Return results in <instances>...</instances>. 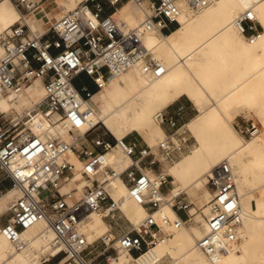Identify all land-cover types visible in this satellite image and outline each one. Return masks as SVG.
<instances>
[{
  "label": "built area",
  "instance_id": "built-area-1",
  "mask_svg": "<svg viewBox=\"0 0 264 264\" xmlns=\"http://www.w3.org/2000/svg\"><path fill=\"white\" fill-rule=\"evenodd\" d=\"M45 1L14 0L17 7L27 12ZM132 1L142 14L133 27L123 26L113 16L122 0H84L49 23L41 33L30 30L18 9L21 17L0 33V97L21 90L34 78L41 79L44 88L42 100L32 107L13 116L0 111V172L10 181L9 188L20 192L0 214V231L17 245L22 230L40 219L46 220L54 232L51 246L59 248L49 258H58L57 264L63 258L61 264H101L114 258L112 247L137 255L168 233L162 230L153 211L159 209L163 200V187L171 183L164 166L192 147L178 122L182 106L175 113L160 111L158 120L168 126L169 132L151 146L108 137L106 130L91 136L101 124L91 121L92 110L83 108L82 103L105 85L110 74L133 65L143 66L153 76L161 75L165 68L144 45V35L151 30L166 33L178 25L181 2L198 11L213 0ZM234 25L247 39L259 36L261 26L250 10L241 12ZM80 74L86 76L93 89L87 83L74 84ZM38 113L51 123L67 124L68 138H43L31 132L30 125H41ZM86 124L88 129L80 131ZM259 131L258 123L253 121L240 129L249 139ZM115 149L129 158L128 165L121 170L108 161ZM71 154L79 160V167L70 159ZM146 167L155 170L157 179L149 176ZM76 171L84 180L81 193L75 195L73 187L61 192L60 187ZM206 176L213 194L206 212L202 211L207 231L196 240V246L210 255L225 252L238 239L242 209L228 161L213 166ZM115 177L124 181L129 195L139 198L148 213L139 227L132 226L116 237L114 248L111 232L119 214V199L113 196ZM5 191L0 190V195ZM180 195L175 194L170 201L178 216L171 219L162 214V223L179 227L193 222L189 202ZM93 212L110 223V230L88 242L80 228ZM93 250L97 253L91 254Z\"/></svg>",
  "mask_w": 264,
  "mask_h": 264
},
{
  "label": "bare ground",
  "instance_id": "bare-ground-1",
  "mask_svg": "<svg viewBox=\"0 0 264 264\" xmlns=\"http://www.w3.org/2000/svg\"><path fill=\"white\" fill-rule=\"evenodd\" d=\"M80 1L57 0L65 12ZM132 3L128 0L117 7L118 20L126 27L136 25L142 17V14L139 18V14L132 12ZM180 5L181 13L174 29L167 34L151 30L143 37V43L146 42V47L162 63L165 71L153 76L143 66L133 65L120 73L110 74L105 85L93 91L82 103L83 108H91V121L100 123L114 138L122 139L127 133L142 130L151 138L146 142L151 146L158 142L159 136H165L157 117L162 107L185 95L198 111L184 124L195 138L196 145L164 169L174 184L171 190L162 194L163 203L159 209L153 211L162 230L167 233L171 228L172 232L167 233L169 236L159 237L137 255L117 247L119 255L105 264H155L168 252L176 255V264H264V133L260 131L245 140L232 124L234 111L248 109L254 111L264 125V0H213L198 11L183 2ZM40 9L41 6L23 15L34 33L43 32L37 28L39 22L36 19L45 16L37 12ZM245 10H250L262 27L259 36L252 40L234 25V19ZM16 16L20 18L21 13L13 7L12 1L0 0L1 32L13 24ZM43 96V83L34 78L21 90L1 96L0 111L10 112L19 104L37 102ZM57 123L62 126L60 131L68 134L69 126ZM31 126V132L37 134L36 126ZM44 127L43 134L38 135L43 138L58 136L53 135L55 128L51 124ZM87 129L86 124L80 131ZM45 131L49 135H44ZM70 159L80 166L74 154ZM108 161L113 168L121 170L128 165L129 158L115 149L108 155ZM222 161L229 162L234 174L242 221L238 239L225 252L207 255L196 246V240L207 231L202 211L199 214L203 223L196 218L197 208L203 207L206 212L207 202L213 194L206 184V175ZM145 171L152 179H157L155 170L146 167ZM201 182L208 189L207 198L202 199L203 205L194 212L189 207V212L194 222L203 226L202 232L162 223V214L171 219L178 216L170 205L172 197L182 191L194 193ZM68 184V189L75 188V195H79L84 180L76 171ZM64 186L60 187L61 191ZM113 186V196L119 199V216L124 215L131 226L139 227L148 213L146 207L139 198L129 195L127 185L120 177L113 179ZM19 194V190L11 187L0 195V214ZM202 195L204 197L206 191ZM80 229L90 242L109 232L110 223L93 212ZM19 238L20 243L16 245L0 231V264H41L45 258L41 263L36 258V246L49 249L47 258L59 250L51 246L54 232L44 219L22 230ZM114 244L116 246L115 241ZM63 262L64 258L58 264Z\"/></svg>",
  "mask_w": 264,
  "mask_h": 264
},
{
  "label": "rangeland",
  "instance_id": "rangeland-1",
  "mask_svg": "<svg viewBox=\"0 0 264 264\" xmlns=\"http://www.w3.org/2000/svg\"><path fill=\"white\" fill-rule=\"evenodd\" d=\"M12 1V5H13V7H16L17 9H19L20 11H21V13H23V14H26L27 13V11L25 10V9H23V8H21V7H17L16 5H15V2H14V0H11ZM50 2V5H49V8L50 9H53V10H56V9H58L57 7H56V4H55V0H46L45 2ZM57 1V0H56ZM83 1V0H82ZM128 0H122V4L123 3H125V2H127ZM81 2V1H80ZM121 4V5H122ZM121 5L119 6V7H121ZM59 7L62 9V12H65L64 11V8L63 7H61L60 5H59ZM118 7V8H119ZM117 8V9H118ZM48 9V8H47ZM117 9L115 10V11H113V16L116 18V19H118L119 18V14L117 13ZM131 9H132V12H136L137 14H139V18L141 17V13H140V11L137 9V7H135L134 5H133V3L131 4ZM19 18V16H16L15 17V20L12 22V23H14L17 19ZM55 19L53 18V19H51V20H48V19H45V22L43 23V25H42V30L44 31L45 29H46V27L48 26V24L49 23H51V22H53ZM140 20V19H139ZM131 26H135V25H131ZM131 26H127V27H131ZM258 26H259V23H258ZM126 27V26H125ZM175 27V26H174ZM261 29H260V31L262 30V27H260ZM172 29V28H171ZM1 32V31H0ZM38 32H41V31H38ZM144 45L145 46H147V44H146V42H144ZM149 49V48H148ZM150 50V49H149ZM88 81L86 80V76L84 75V74H80L75 80H74V84L75 85H77V86H80L81 84H83V83H87ZM87 84H89V86L90 87H92V84L91 83H87ZM95 91V90H94ZM98 92H100V91H98ZM43 98V97H42ZM40 100H42V99H40ZM40 100H38L37 102H32V103H27V104H19V105H17V106H15L14 107V109H12V111H10V112H4V113H7V114H9L10 116H13V115H15L17 112L18 113H20V112H22L23 111V109H26V108H29V107H32L34 104H36V103H38ZM100 103L99 102H97V105H99ZM182 105H184V111H183V106ZM179 106H182V110L181 111H179L180 113L179 114H181L182 113V115L184 116V119H182L179 123H180V125H182V127H181V131H183L187 136H189V138H190V140H191V143H192V147H191V150H192V148L196 145V140H195V138L193 137V135H192V133L188 130V128L184 125L185 124V122L186 121H188L190 118H192L193 116H195L197 113H198V111H197V109H196V107H195V105L193 104V102L191 101V100H189L185 95H182V96H180L179 98H177L176 100H174L173 102H171V103H169V104H167L166 106H164V107H162L161 109H160V111L162 112V113H169V112H173V111H178L177 109H178V107ZM232 115H233V119H232V124H233V126H234V128L236 129V131L242 136V137H244L243 135H242V133L240 132V129L243 127V126H245L248 122H250V121H253V122H256V123H258V125H259V127H260V133H264V125H262V122H261V120H260V118L255 114V112L254 111H252V110H248V109H241V110H238V111H234L233 113H232ZM43 114L42 113H38L37 114V118L39 119V121H40V126L39 127H36V128H34V130H35V132L37 133V134H43V132H44V126L46 125V124H51L52 126H54V128H55V133L53 134V135H56V134H58V135H61V137L62 138H64V139H67L68 138V134H66V133H62L61 131H60V129L62 128V126L60 125V124H58L57 122H55V123H50L46 118H43ZM179 116V115H178ZM163 125H161V127H162ZM30 127H32L31 125H30ZM163 129V128H162ZM105 128L101 125V126H99L96 130H94L93 132H91L90 133V135L92 136V135H94L95 133H104L105 132ZM107 131V130H106ZM164 131V130H163ZM139 133L140 135H138L137 133ZM136 132H131V133H127L126 135H125V137L124 138H127L128 140H131V141H134V142H138L139 144H143V143H146L145 141H144V139L143 138H147V140H150L151 138L149 137V136H147L146 134H145V132L144 131H142V130H138V131H136ZM165 133V132H164ZM44 135H49V133L48 132H46L45 131V134ZM106 135L108 136V137H112V138H114L108 131L106 132ZM52 136V135H51ZM143 137V138H142ZM161 137L163 138L164 137V135H161V136H159L158 138H160L161 139ZM244 139L245 140H247V139H249V138H246V137H244ZM188 152H190V151H188ZM188 152H186V153H188ZM186 153H184V154H186ZM183 154V155H184ZM183 155H181L180 157H182ZM179 157V158H180ZM178 158V159H179ZM173 163V162H172ZM172 163H168V164H166L165 166H164V168H166L167 166H169V165H171ZM209 173V172H208ZM75 177H77V176H75ZM168 180L170 181L171 179H170V177H168ZM172 184H174V182H171L170 184H167L166 186H164L163 187V189H162V191H163V194H165L170 188H172L173 187V185ZM204 184V182H201L199 185L200 186H202ZM64 185H66V186H64L63 188H62V190L63 191H61V192H65V190L66 189H68V187H69V184L68 183H65ZM79 187L81 186V182H80V184L78 185ZM209 188H210V186L209 185H207ZM71 188V187H70ZM69 188V189H70ZM210 190H211V188H210ZM206 191V195L205 196H207V192H208V189H207V187L204 185L203 186V188L201 189V192H202V194H203V192H205ZM212 191V190H211ZM204 196V197H205ZM180 197L181 198H183V200H185L186 202H189V206H188V209H189V207H191V206H193V209H196L197 208V203L196 202H191V199H190V197L185 193V191H182L181 192V195H180ZM200 202V201H199ZM163 203V202H162ZM161 203V204H162ZM201 211H203L204 212V210H203V207L202 208H197V212H198V214L196 215V218L198 219V220H200V222L201 223H203V220H201V214H199V213H201ZM193 212H194V210H193ZM180 214H181V212H180ZM191 217H192V220H193V215H191ZM197 224H199V222L197 223V222H194V220H193V222H191V223H189L188 225H185V226H187V227H185L184 225H182V226H179V227H176V228H182V229H187V230H189V231H192L193 229H197V230H200V232H202V228H203V226L202 225H197ZM190 225H191V227H190ZM132 226H131V223L126 219V217L124 216V215H122L121 217L119 216V214H118V216L116 217V220H115V224H113V230H112V234L114 235V240L112 241V243L115 241V239H116V237L120 234V233H122L123 231H126V230H129L130 228H131ZM167 232L168 233H171L172 232V229L170 228V231H169V229H167ZM111 234V235H112ZM113 235H112V237H113ZM166 236H169V234H167ZM197 238V237H196ZM114 246V248H115V244L113 245ZM36 254H37V256H36V258L40 261V263H41V259L42 258H47V256L49 255V253H48V251H49V249L48 248H46V249H44V248H40L39 246H36ZM111 253H112V255L114 256V258L115 257H117L118 255H119V250L117 251V250H115V249H113V247L111 248ZM97 252L95 251V250H93L92 252H91V254H96ZM58 258H55V263L57 264V260ZM109 261H111V259L110 260H108L107 262H104V263H101V264H105V263H108ZM178 262V260L176 259V255H174L173 253H171V252H168L163 258H161L159 261H157L155 264H170V263H173V264H176ZM43 264H45V263H43ZM131 264V263H130Z\"/></svg>",
  "mask_w": 264,
  "mask_h": 264
},
{
  "label": "crops",
  "instance_id": "crops-1",
  "mask_svg": "<svg viewBox=\"0 0 264 264\" xmlns=\"http://www.w3.org/2000/svg\"><path fill=\"white\" fill-rule=\"evenodd\" d=\"M55 4H56V7L58 8L56 10H53V9H50L49 8L50 2H48V1L47 2H44L41 5V9L39 11H37V12L42 13V14L44 13L45 16L41 15V16H39L38 19H36L39 22V27H37L38 29H42V25L45 22V19H48V20H51L53 18L55 19V18L59 17L62 13H64V12H62V9L59 7V4H58V2L56 0H55ZM90 88L93 89V86L90 87ZM182 106H183V111H184V105H182ZM169 113H175V111L169 112ZM182 119H184V116L181 113L178 116V121L180 122ZM162 128H163V130H164L165 133L169 132L168 126L163 125ZM137 134L140 135L139 133H137ZM143 139H144L145 142H148L149 141V140H147V138H143ZM171 182H172V180H171ZM10 185H11L10 181L7 178H5L4 175L0 172V190L1 191H5V190H7L10 187ZM170 190H171V188H170ZM185 193L190 197L191 202H196L197 203V207L202 206L203 205V203L201 202L202 199H205L206 200V198H207V196L203 197L202 192H201V186L200 185L197 186V190L194 193H192V194H189L187 192H185ZM191 207H192L191 212H193V210H194L193 209V206H191ZM181 216L182 217H185V214L183 212H181ZM43 263H45V264H56L55 263V258H49V257L47 258V260L45 258V262H43Z\"/></svg>",
  "mask_w": 264,
  "mask_h": 264
},
{
  "label": "trees",
  "instance_id": "trees-1",
  "mask_svg": "<svg viewBox=\"0 0 264 264\" xmlns=\"http://www.w3.org/2000/svg\"><path fill=\"white\" fill-rule=\"evenodd\" d=\"M175 27H176V26H175ZM175 27H173L172 29H174ZM172 29H171V30H172ZM168 32H169V31H168ZM168 32H166V33H164V34H167Z\"/></svg>",
  "mask_w": 264,
  "mask_h": 264
}]
</instances>
